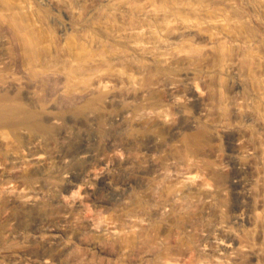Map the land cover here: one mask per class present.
<instances>
[{"label":"bare ground","instance_id":"6f19581e","mask_svg":"<svg viewBox=\"0 0 264 264\" xmlns=\"http://www.w3.org/2000/svg\"><path fill=\"white\" fill-rule=\"evenodd\" d=\"M155 2L138 0L123 31L155 63L133 73L20 57L11 33L35 39L0 9V264H264V224L248 215L264 149L247 124L264 131V116L238 97L248 42L216 14L194 24ZM212 72L231 84L230 125L210 104Z\"/></svg>","mask_w":264,"mask_h":264},{"label":"rangeland","instance_id":"374dc122","mask_svg":"<svg viewBox=\"0 0 264 264\" xmlns=\"http://www.w3.org/2000/svg\"><path fill=\"white\" fill-rule=\"evenodd\" d=\"M226 1L156 0L159 6L162 2L176 13H187L186 16L194 18V24L195 18L216 14L215 16L228 22L229 26L226 28L231 30V33L228 32L234 39L248 42L246 50H239V53H243L239 66L244 73V85L238 97H251L255 115L264 116V7L254 0H232L235 2L232 8L227 6ZM137 3L138 0H116L110 4L100 0H0V9L6 13L18 10L28 27L27 32L35 39L29 50L20 42L17 33H11L20 57L26 51H32L35 56H47L58 61L52 64H59L60 69L69 68L72 63L73 69L70 67V70L77 74L89 68L87 61L96 58L100 61L98 67L105 71L118 67L126 73H133L138 70L147 72L155 66L154 62L136 55L128 46L129 38L123 35V31L138 23ZM251 16H255L257 20L253 22ZM189 37L201 49L202 40L195 34ZM236 53L235 50L230 54L234 56ZM19 65L23 66L24 63ZM209 86L210 104L214 112H220L227 125L238 121L239 118L231 115L232 107L227 98L231 84L225 74L212 72ZM247 124L249 145L264 149V131L259 130L256 125ZM221 148L225 151L224 146L221 145ZM254 157L259 178L252 186L254 198L250 202L252 206L248 215L251 217L254 213L260 214L259 223L264 224V208L257 202L260 195L264 194V153L258 154L257 151Z\"/></svg>","mask_w":264,"mask_h":264}]
</instances>
